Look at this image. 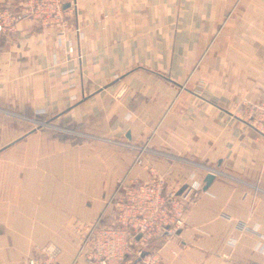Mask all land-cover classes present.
I'll return each mask as SVG.
<instances>
[{"label": "crops", "instance_id": "obj_1", "mask_svg": "<svg viewBox=\"0 0 264 264\" xmlns=\"http://www.w3.org/2000/svg\"><path fill=\"white\" fill-rule=\"evenodd\" d=\"M22 3L0 0L18 15L0 36V264L49 242L70 264L74 223L149 169L200 185L162 264H264V136L243 115L264 89V0H74L60 45ZM14 117L69 136H16ZM115 142L146 145L143 164Z\"/></svg>", "mask_w": 264, "mask_h": 264}, {"label": "built area", "instance_id": "obj_2", "mask_svg": "<svg viewBox=\"0 0 264 264\" xmlns=\"http://www.w3.org/2000/svg\"><path fill=\"white\" fill-rule=\"evenodd\" d=\"M74 4V0H23L20 12L49 29L60 45L66 40L69 9ZM17 20L13 9L0 4V36L12 35ZM74 31L79 32L78 25ZM66 51H74L70 42ZM244 106L243 115L249 125L264 136V89L254 100L245 101ZM115 144L135 152L134 165L143 164L146 145ZM149 171L150 178L145 181L123 178L118 182L106 210L86 225L70 264H162L161 240L175 236L182 229L186 207L200 185L187 183L178 193L162 175L153 169ZM207 171L214 173L211 168ZM59 255V247L47 243L35 248L21 264H61Z\"/></svg>", "mask_w": 264, "mask_h": 264}, {"label": "rangeland", "instance_id": "obj_3", "mask_svg": "<svg viewBox=\"0 0 264 264\" xmlns=\"http://www.w3.org/2000/svg\"><path fill=\"white\" fill-rule=\"evenodd\" d=\"M13 121L15 123L14 124V127L16 129V132H15L16 136L19 134V131H23L25 133V132H27L28 129L29 130L30 129H33V128L39 129L38 128V122L43 124V126H41V128L42 129H45V130H42L43 134H45L44 136H47L48 137V136H58L59 135V137L62 136L64 138H66V137L69 136V134L67 133V131H64L63 129L61 130V129L54 128V127H59L60 126V124H56L54 122H52V123H50V122L49 123H45L41 119L28 120V119L20 118V117H14V120ZM9 136L10 135H7V137H9ZM5 138H6V134H5ZM117 184H116V186H117ZM115 189H116V187H115ZM115 189H114V191H115ZM93 219H91V220H89L87 222H83V223H81V222H79V223H76L75 222L74 223L73 228H72V232L75 235V241H76L77 248H78L79 242H80V240H81V238L83 236V233L85 231L86 225L88 223H90ZM49 243H53V242H49Z\"/></svg>", "mask_w": 264, "mask_h": 264}, {"label": "water", "instance_id": "obj_4", "mask_svg": "<svg viewBox=\"0 0 264 264\" xmlns=\"http://www.w3.org/2000/svg\"><path fill=\"white\" fill-rule=\"evenodd\" d=\"M68 6V3H65V5H64V7H67ZM45 123H49V121H46ZM44 123V124H45ZM41 125H43L42 123H39L38 122V126H41ZM128 136V135H127ZM215 177V173H213L212 171H207V173L205 174V176H204V178H203V181H204V189H206L207 187H208V185L210 184V182L213 180V178ZM186 186L184 185V186H182L179 190H178V193H181L183 190H184V188H185ZM139 236H137V238H138ZM145 254V252H143L142 253V255H144Z\"/></svg>", "mask_w": 264, "mask_h": 264}]
</instances>
